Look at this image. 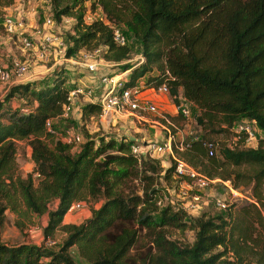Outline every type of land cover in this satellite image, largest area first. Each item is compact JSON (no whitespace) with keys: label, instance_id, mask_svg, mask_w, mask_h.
<instances>
[{"label":"trees","instance_id":"16d2710c","mask_svg":"<svg viewBox=\"0 0 264 264\" xmlns=\"http://www.w3.org/2000/svg\"><path fill=\"white\" fill-rule=\"evenodd\" d=\"M68 1L50 0L54 20H74L67 57L96 41L105 48V61L124 62L130 49L114 42L112 28L120 30L122 24L142 45L144 57L138 66L121 65V72L129 70L125 87L145 76L146 87L165 84L174 105L183 97L196 107L192 126L201 139L178 155L210 178L230 180L234 188L244 175L223 164L257 167L248 177L253 201L236 198L223 212L191 218L184 209L158 204V180L172 179V159L165 168L159 159L138 158L131 151L133 141L125 137L95 141L89 136L78 150L56 138L46 122L63 132L65 127L58 130L55 124L66 120L60 116L71 90L61 67L39 87L32 82L11 85L0 101V264H264V196L259 188L264 183V0H74L70 6ZM85 1L101 7L103 20H84ZM13 2L0 0V9ZM3 20L0 16V29ZM12 99L18 104H11ZM22 106L30 110L23 113ZM80 108L82 120L101 110L96 102ZM172 118L183 120L179 114ZM239 120L262 130L257 144L235 150L221 144L208 156L203 142L228 136ZM22 140L33 162L26 177L16 173ZM99 197L102 204L88 218L63 224L74 202ZM20 205L47 215L45 240L56 230L64 232L58 249L3 242L5 212H17ZM169 228L192 229L193 241L180 244L168 235Z\"/></svg>","mask_w":264,"mask_h":264},{"label":"rangeland","instance_id":"374dc122","mask_svg":"<svg viewBox=\"0 0 264 264\" xmlns=\"http://www.w3.org/2000/svg\"><path fill=\"white\" fill-rule=\"evenodd\" d=\"M73 2L74 0H69L68 5H73ZM84 6L86 7L84 19L87 22L103 18L101 8L98 5H95L93 7L90 1H85ZM21 8L27 15L26 17L24 16V24L25 27H27L26 32H24L25 34H29L31 37H33L34 44L37 48H40L41 46V38L40 36L35 34L37 28L42 29L44 33L46 32L48 34L60 36L62 38V41L68 46H66L65 49L61 52H59L57 48L55 49V51L49 49L46 59L41 61L36 59V56H34L30 51L23 52L20 49V43L18 42V40L16 38H14L15 40H13V36H11L3 26L2 29H0V62L9 64L10 59L13 57H19L23 60H26L30 65V72L27 75L28 81L35 83L36 87H39L43 82H46L47 79L51 78L53 71L62 67L66 71V87L70 89L82 87L86 91L90 88L92 89L94 96L98 95L99 89L93 82L94 78L90 75L87 69L82 64H80L83 60L82 56L80 54H77L72 57V61L66 60V50L69 47L70 41L69 36L73 35L72 24L64 23L61 21L57 22L53 19L54 25H52L51 27H47V29H44L43 24L45 20L49 17L53 18L50 0H14V2L10 6L2 7L0 9V16H17V13ZM118 26L122 34L127 39V46L129 47L130 52L128 55V59L124 62L116 64L107 62V64L102 67L103 71L110 75L120 73L122 70L121 65L124 63H128L132 66H138L144 60L142 54V45L126 34L124 28L122 27V24ZM95 46H100V44H96V41H92L88 47H85L83 49L87 50L86 48L91 49ZM98 49L99 51L94 53V57L97 60H100V58L104 60L102 58V54L103 51H105V48L103 46H100ZM155 71L156 69L154 68L153 73ZM128 72L129 70H126V72L124 71V74L122 76L126 75ZM5 89V86L0 85V101L4 98L5 94L8 91H5ZM164 98L165 100L167 99L169 104H173L169 95H165ZM15 99L11 100V104H18L16 102L17 100ZM88 101L89 98H87L86 96L82 94H76L73 98L69 118H67L65 121H58L55 124V128L60 130L64 127L72 126L83 137L82 143H84V141H86V138L89 136L94 138L95 141H98L100 138L106 137H113L116 139V141L123 137H125L126 139L132 138L135 144H140L142 139H149L150 142L158 141V138L155 135V128H152L147 124L140 125L136 123V126L130 125V123L126 121V118H121L118 121H112L110 123L107 121H100V118L98 116L93 115L88 119L82 120L81 114L78 113L80 110L79 105L81 107L82 104L87 103ZM189 109L191 112V117L187 121V123L182 119L179 121V124H181V127L184 131L188 130L189 128L193 130L192 120L198 114V110L196 107L189 104ZM137 128L140 130H138ZM254 132L256 140L252 141V145L249 146H255L258 140L257 138L262 135V130L258 129L257 127H254ZM141 135H143V138L139 137ZM226 138L227 135H224V133L215 136V140L218 141L220 145L225 143ZM51 142L52 140L49 139L50 145ZM82 143L73 145L75 150H78ZM30 153L31 149L28 146L26 140L19 141L16 153V173L22 177H26L27 174L33 169V162L30 159ZM159 160L161 162V165L165 168L170 165V157L168 156H162L159 158ZM223 169L234 170L235 172L243 173L244 178H240L238 180L236 179L238 188H234L232 184L233 182L231 183L230 180L228 182V184L230 183V186L235 191V193H232V191L226 188L224 184L219 180L211 182L204 189H188L185 184L182 183L183 179H178L173 175L172 179H170L169 181H164L162 178H159L158 180L159 188L161 191L160 206H164L167 204L174 205L176 207H179L180 209H184L189 217L194 218L202 213L213 215L218 212H223L230 204L235 201L236 198H243L248 196L249 198H247L250 201H253V199L251 198V194L253 192V182H251L248 177L252 175L257 167L248 165L231 167L228 164H223ZM214 179L226 181L223 180L220 176H215ZM134 184L138 186V180H134ZM259 188L262 196H264V183L260 185ZM194 195H198V200H193ZM219 201L221 203H224L226 207H220L217 204V202ZM102 202V197H99L98 199L87 198L86 200L79 201L81 205L75 206L73 211L67 212V214L63 218V223L78 224L82 222L90 216L91 210L98 208L102 204ZM189 203H194L195 208L187 210L186 207ZM53 205L54 204H51L52 208ZM5 215L6 220L2 231L3 242L8 244H16L18 242L44 244L45 237L43 234V229L47 224L46 214L38 216L27 211L23 205H20L17 212H13L9 209L5 212ZM168 235L172 239H176L180 244L191 243L194 238V232L190 228H187L184 231L169 228ZM48 238L55 239L56 241L55 245L50 247H52L53 249H58L64 239V232L61 230H56L54 235ZM71 251L75 257V248H71Z\"/></svg>","mask_w":264,"mask_h":264},{"label":"built area","instance_id":"2783aa9c","mask_svg":"<svg viewBox=\"0 0 264 264\" xmlns=\"http://www.w3.org/2000/svg\"><path fill=\"white\" fill-rule=\"evenodd\" d=\"M24 16L26 17L27 15L21 8L17 16L4 15L3 20L4 29L13 36V40H15L14 38L18 40L20 49L23 52L30 51L36 56V59L43 61L46 59L49 49L55 51L57 48L59 52H61L68 46L62 41L60 36L44 33L42 29L37 28L35 34L41 38V46L37 48L34 44L33 37L29 34H25L27 27H25L24 24ZM99 19L103 20V18ZM61 22L72 24L74 20L69 17H63ZM52 25H54V20L49 17L45 20L43 27L47 29V27H51ZM112 28L114 42L117 45H126L127 39L122 32L114 25H112ZM91 51L92 52H90V50L81 49L71 54L66 60L72 61V57L77 54L82 56L83 60L80 64H82L94 78L93 82L97 85L99 94L94 96L90 88L87 91L82 87L71 89L67 97L68 103L64 105V110L60 116L61 118H69L74 96L76 94H82L89 98L87 103L96 102L100 104L101 110L98 115L100 121L111 123L112 121L126 118V121L129 123H135V125L136 123L140 125L147 124L156 129L155 135L158 141L150 142L149 139H142L140 144H135L132 138L129 139L133 141L131 144V151L138 158H141V156L154 159H159L162 156L170 157L174 164L173 175L178 179H183L182 183H184L188 189H204L211 182L219 180L226 188L231 190L232 193H235L230 183L228 184L229 180L221 181L220 179L210 178L178 155V153L186 149L191 141L200 140L201 138L191 128L184 131L181 124L171 117L173 115L165 112V110L159 106L157 97L169 95L168 87L165 84H161L157 87H146L145 76H143L137 79L132 86L125 87L128 73L124 76H122L124 71L113 75L106 73L103 71L102 67L107 64V61L105 62L101 58L97 60L94 57V53L99 51V49ZM29 72V63L19 57L11 58L9 64L0 62V85L5 86V91H7L11 85L29 82L27 77ZM189 104L190 103L183 97H180L178 105L173 104L175 109L174 115L179 114L186 123L191 117ZM20 110L23 113H27L30 108L22 106ZM78 113L81 114V108ZM46 127L56 138L66 144L77 145L83 142V137L72 126L65 127L63 132H58L53 130L50 121H47ZM254 127H257L254 122L250 123L247 120L237 121L229 129V135L224 145L231 150L252 145V141L256 140ZM241 142L244 143V145H242ZM203 144L207 150L208 156H213L220 146L218 141H204ZM193 200H198V195H194ZM158 204L160 205V201ZM217 204L222 208L226 207L225 204L220 201L217 202ZM79 205H81V203L74 202L68 212L73 211L74 207ZM193 208H195L194 203H189L186 207L187 210ZM55 243V239L51 238H47L44 241V244L49 247L54 246Z\"/></svg>","mask_w":264,"mask_h":264},{"label":"crops","instance_id":"0c3cea01","mask_svg":"<svg viewBox=\"0 0 264 264\" xmlns=\"http://www.w3.org/2000/svg\"><path fill=\"white\" fill-rule=\"evenodd\" d=\"M159 106L164 109L165 111L174 114L175 109H174V105L173 104H169V102L167 101V99L165 100L164 96H158L157 97ZM85 104V103H84ZM83 105V104H82ZM173 105V106H172ZM80 107V105H79ZM130 125H135V123H130ZM136 126V125H135ZM149 126V125H148ZM153 128V127H152ZM138 129V128H137ZM140 130V129H138ZM142 134V133H141ZM143 135L139 136L142 137ZM67 214V213H66ZM45 215V214H44ZM48 219V218H47ZM64 224V223H63Z\"/></svg>","mask_w":264,"mask_h":264}]
</instances>
